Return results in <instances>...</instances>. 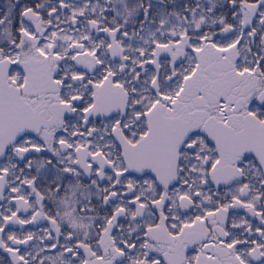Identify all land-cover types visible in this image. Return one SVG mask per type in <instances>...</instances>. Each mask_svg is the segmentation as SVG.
Instances as JSON below:
<instances>
[{"label": "snow or ice", "instance_id": "snow-or-ice-1", "mask_svg": "<svg viewBox=\"0 0 264 264\" xmlns=\"http://www.w3.org/2000/svg\"><path fill=\"white\" fill-rule=\"evenodd\" d=\"M0 264H264V0H6Z\"/></svg>", "mask_w": 264, "mask_h": 264}, {"label": "flooded vegetation", "instance_id": "flooded-vegetation-1", "mask_svg": "<svg viewBox=\"0 0 264 264\" xmlns=\"http://www.w3.org/2000/svg\"><path fill=\"white\" fill-rule=\"evenodd\" d=\"M5 3H6V0H0V10L3 9V6Z\"/></svg>", "mask_w": 264, "mask_h": 264}]
</instances>
